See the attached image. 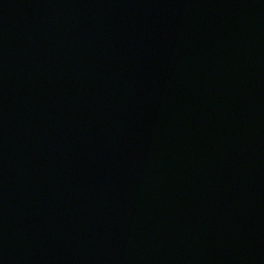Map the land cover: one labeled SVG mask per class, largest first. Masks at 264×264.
I'll return each mask as SVG.
<instances>
[{"label": "water", "instance_id": "obj_1", "mask_svg": "<svg viewBox=\"0 0 264 264\" xmlns=\"http://www.w3.org/2000/svg\"><path fill=\"white\" fill-rule=\"evenodd\" d=\"M0 264H264V0H0Z\"/></svg>", "mask_w": 264, "mask_h": 264}]
</instances>
